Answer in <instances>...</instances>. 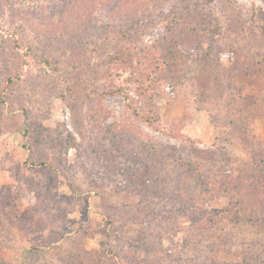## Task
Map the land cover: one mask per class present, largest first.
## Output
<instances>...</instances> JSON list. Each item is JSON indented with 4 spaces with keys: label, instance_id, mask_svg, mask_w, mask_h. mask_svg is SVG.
Returning a JSON list of instances; mask_svg holds the SVG:
<instances>
[{
    "label": "rangeland",
    "instance_id": "rangeland-1",
    "mask_svg": "<svg viewBox=\"0 0 264 264\" xmlns=\"http://www.w3.org/2000/svg\"><path fill=\"white\" fill-rule=\"evenodd\" d=\"M263 61L264 0H0V264H258Z\"/></svg>",
    "mask_w": 264,
    "mask_h": 264
},
{
    "label": "trees",
    "instance_id": "trees-1",
    "mask_svg": "<svg viewBox=\"0 0 264 264\" xmlns=\"http://www.w3.org/2000/svg\"><path fill=\"white\" fill-rule=\"evenodd\" d=\"M177 20V19H176ZM178 21V20H177ZM178 22H180V21H178ZM201 32H203V34L205 35V31L202 29L201 30ZM208 32V31H207ZM207 34V33H206ZM189 36V38H191V36H190V34L188 35ZM227 55H229V54H227ZM200 58V61H202V58L201 57H199ZM44 61V66L46 65L47 66V61H48V59H45V60H43ZM130 62V61H129ZM263 64H264V61H263ZM108 68L110 67V65L109 66H107ZM106 72V71H105ZM112 75H114V73L112 72V73H110V74H108V76L109 77H111ZM101 77V79L102 78H104L105 77V73L103 72V75L102 76H100ZM91 82L90 81H87V82H83V88L86 90V88L84 87L85 85L87 86V85H89ZM116 86H108V87H106L105 89H103V90H101V88L99 89L100 90V97H102V96H104V95H107V94H110V93H112L113 92V89L115 88ZM87 89L89 90L90 89V91L91 90H94V88H92V86H89V87H87ZM96 89V88H95ZM169 89V88H168ZM116 91H117V89H116ZM120 91V90H119ZM171 91H174V88L171 90ZM247 101V100H246ZM246 104H247V102H246ZM242 105H243V99L242 100H240V103H239V106L240 107H242ZM243 109H245V107L243 106L242 107ZM145 121V120H144ZM146 123H148L149 125H153V121L150 123V122H146ZM168 156V155H167ZM169 158H172V159H174V156L172 155V154H169V156H168ZM251 157H252V164H253V168H254V170H255V172L257 173V174H259L260 176H261V178L262 179H264V161H262V158H261V156H260V153L258 152V148H257V146H256V144H253L252 145V147H251ZM112 158H114V156L112 157ZM30 164L31 165H34V166H42L43 164H41L40 162H35L34 160H31L30 161ZM188 171H189V173L185 170V173H186V176L187 175H189V177H194L195 179H197V181L200 183V185L202 186V189H203V191H205V193L207 194V195H209L210 197L212 196V195H216V194H218V192L220 191V189H221V186L219 185V184H217V185H215V184H213L214 183V180H213V175L212 174H209V172H205L203 169H202V167L200 166V165H198V164H196L195 163V165H192L191 163L190 164H185V166H184ZM216 187V188H215ZM215 190H217V192H216V194H215ZM221 191H222V189H221ZM177 210H178V208H177ZM186 210V208H183L182 209V212H186L185 211ZM179 211H181V210H179ZM211 212H213L214 214H215V212H214V210L213 211H211ZM226 212H227V210L226 211H224V212H221V214L223 215V214H226ZM227 216V215H226ZM219 217H221V215H210V216H208V219L209 218H215V219H219ZM260 220H262V221H264V218H260ZM206 221V220H205ZM259 258H260V255H259ZM261 261L260 262H258V264L259 263H262V262H264V254H262L261 255Z\"/></svg>",
    "mask_w": 264,
    "mask_h": 264
}]
</instances>
